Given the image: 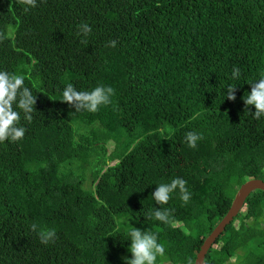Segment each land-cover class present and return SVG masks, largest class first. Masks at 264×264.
Wrapping results in <instances>:
<instances>
[{
    "label": "trees",
    "instance_id": "16d2710c",
    "mask_svg": "<svg viewBox=\"0 0 264 264\" xmlns=\"http://www.w3.org/2000/svg\"><path fill=\"white\" fill-rule=\"evenodd\" d=\"M25 7L0 0V31L11 32L0 71L24 75L37 97L31 123L21 112L25 136L0 142V264H124L133 227L165 246L156 264H179L181 254L194 264L240 184L264 180V116L243 99L264 75V0ZM68 83L115 93L97 112H77L62 102ZM190 131L203 137L195 149ZM177 177L190 201L177 189L157 204L156 187ZM155 208L170 210L168 223L148 216ZM45 229L56 230L54 243L40 242ZM214 244L203 264H264V191L246 197Z\"/></svg>",
    "mask_w": 264,
    "mask_h": 264
},
{
    "label": "clouds",
    "instance_id": "9594fccd",
    "mask_svg": "<svg viewBox=\"0 0 264 264\" xmlns=\"http://www.w3.org/2000/svg\"><path fill=\"white\" fill-rule=\"evenodd\" d=\"M19 3L28 7L24 11H29L30 8L37 6V0H19ZM80 32L85 36L92 32V28L83 23L79 25ZM11 37V32L0 31V42ZM109 46L115 47L116 41H110ZM240 69L233 68L232 77L238 79ZM251 85L250 93L244 96L246 106L253 105L255 112L252 113L256 119L264 116V75ZM115 90L112 87L103 85L95 87L91 91H78L71 83H68L62 93V102H66L75 108V111L86 110L91 113L98 111L101 105L111 103V97ZM236 86H229L226 92V98L230 101L236 100ZM37 97L33 94L29 87L25 86V76L20 74H11L7 71H0V142L6 140L18 141L25 136L26 128L20 125L21 112L23 118L31 123ZM15 106V107H14ZM203 139L202 135L190 131L185 135V140L190 148L195 149L197 142ZM187 181L182 178H175L170 183H163L156 187L152 193L154 201L159 205H165L169 202L171 194L179 189L180 199L186 205L191 199V193L186 187ZM155 217L163 223H168L171 212L169 209H154V212L148 213V216ZM35 223L30 225L33 232L37 231ZM40 242L42 244L54 243L57 239L55 229H45L38 232ZM131 244L129 251L131 258L123 257L124 264H156L157 257H163L165 254V246L158 242L157 235L133 227L128 233ZM191 264V261L188 262Z\"/></svg>",
    "mask_w": 264,
    "mask_h": 264
},
{
    "label": "water",
    "instance_id": "95a60500",
    "mask_svg": "<svg viewBox=\"0 0 264 264\" xmlns=\"http://www.w3.org/2000/svg\"><path fill=\"white\" fill-rule=\"evenodd\" d=\"M255 189L264 191V180L252 178L240 184L232 199L229 209L200 245V248L196 253L194 264H203L205 254L208 249L215 243L216 239L225 229V226L229 224L242 209L246 197Z\"/></svg>",
    "mask_w": 264,
    "mask_h": 264
},
{
    "label": "rangeland",
    "instance_id": "374dc122",
    "mask_svg": "<svg viewBox=\"0 0 264 264\" xmlns=\"http://www.w3.org/2000/svg\"><path fill=\"white\" fill-rule=\"evenodd\" d=\"M222 240H223V237L220 239V241H222ZM218 245H219V244H213V247H214L215 249H217V248H218ZM177 262H178L179 264H184V263H185V256H184L183 254L179 255V257L177 258Z\"/></svg>",
    "mask_w": 264,
    "mask_h": 264
}]
</instances>
